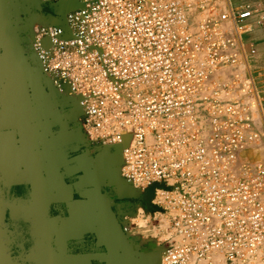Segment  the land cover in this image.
Masks as SVG:
<instances>
[{
	"label": "built area",
	"instance_id": "built-area-1",
	"mask_svg": "<svg viewBox=\"0 0 264 264\" xmlns=\"http://www.w3.org/2000/svg\"><path fill=\"white\" fill-rule=\"evenodd\" d=\"M205 1L75 0L62 23L32 9L23 42L85 151L120 149L123 178L152 190L159 210L136 207L127 227L155 229L161 264H264V163L247 159L261 102L242 38L264 11L194 25L187 8Z\"/></svg>",
	"mask_w": 264,
	"mask_h": 264
},
{
	"label": "crops",
	"instance_id": "crops-1",
	"mask_svg": "<svg viewBox=\"0 0 264 264\" xmlns=\"http://www.w3.org/2000/svg\"><path fill=\"white\" fill-rule=\"evenodd\" d=\"M246 2H258L264 11V0H226L234 9ZM0 9L13 22L0 89V206L14 264H161L155 229L127 227L136 207L159 210L150 205L152 190L123 178L120 149L85 151L84 134L71 120L74 110L57 105L27 60L22 21H14L28 6L0 0ZM47 15L49 22L62 21ZM259 19L249 18L242 38L251 68L264 78Z\"/></svg>",
	"mask_w": 264,
	"mask_h": 264
},
{
	"label": "rangeland",
	"instance_id": "rangeland-1",
	"mask_svg": "<svg viewBox=\"0 0 264 264\" xmlns=\"http://www.w3.org/2000/svg\"><path fill=\"white\" fill-rule=\"evenodd\" d=\"M26 5V4H25ZM75 5V0H57V2L51 7V6H46L43 11H41L40 15L43 18H48L49 15H47L48 12H51V21H59L60 19L63 20L62 15H64L66 13V11L70 8H72ZM205 8L206 9H202L201 6H199V4H193V5H189V7L187 8V13L188 16L190 18L191 23H193L194 25H196L198 23V21L202 18L205 17L206 15H209L210 13H214V14H220L221 12H223L224 10L227 9V3L226 0H206L205 1ZM191 6V7H190ZM211 6V8H210ZM214 9V10H213ZM3 11V9H1ZM33 10L37 11V14H39L38 12V8L36 9L35 5H33ZM54 10H56L57 12H55ZM29 15V11L24 15H20L19 17H17L14 21L15 23H20V20L22 21L21 23H23V20L25 19L26 16ZM9 25L12 27V20H7ZM62 22V21H61ZM20 23V24H21ZM251 66V63H250ZM252 67V66H251ZM253 68V67H252ZM251 68V71L253 73L254 79L258 84L259 87V94H260V102L262 105L261 109V115L262 113H264V85L261 86L259 85L260 82H264V78H258L254 69ZM264 77V75H262ZM259 132H260V142L257 141L256 144L253 145L254 149L256 150V152H254L253 147L249 150L248 152V160H259L261 162L264 163V161H262V157H264L262 154L260 155L261 151H264V116L262 115L261 119H260V124L257 126ZM258 143V144H257ZM262 143V144H261ZM261 144V145H260ZM257 145V146H256ZM256 146V148H255ZM257 147L259 148V150L257 149ZM262 148V149H261ZM261 149V151H260ZM258 150V151H257ZM251 151V152H250ZM255 154H253V153ZM257 153V154H256ZM263 153V152H261ZM260 158V159H259ZM153 233H157L156 231Z\"/></svg>",
	"mask_w": 264,
	"mask_h": 264
},
{
	"label": "water",
	"instance_id": "water-1",
	"mask_svg": "<svg viewBox=\"0 0 264 264\" xmlns=\"http://www.w3.org/2000/svg\"><path fill=\"white\" fill-rule=\"evenodd\" d=\"M20 1H22V0H20ZM22 2L28 6L27 12L28 11L30 12L33 9V5H35V7L39 8L40 10L44 9V8L41 9L42 8L41 5L28 4L24 1H22ZM54 11L57 12L56 10H54ZM2 13L3 12L0 9V89L3 86L5 76L7 74L8 69H9V61H8V56H7V49H8V45H7L8 38H7V36H9V32H10L9 29L11 27L9 25V23H7V20L2 15ZM50 15H51V12H50ZM64 15L62 16V18H63L62 22L64 21ZM45 19L47 20V18H45ZM24 22H25V19L23 20V23H22L23 28H22V33H21V35H22L21 41H24V38H23V31H24V26H25ZM22 44H24V42H22ZM24 47H25V45H24ZM26 57H27V53H26ZM35 71H37V70H35ZM0 264H14L13 256H12V253H11L10 247H9V240H8V238L6 236V232H5L4 216H3L1 206H0Z\"/></svg>",
	"mask_w": 264,
	"mask_h": 264
},
{
	"label": "bare ground",
	"instance_id": "bare-ground-1",
	"mask_svg": "<svg viewBox=\"0 0 264 264\" xmlns=\"http://www.w3.org/2000/svg\"><path fill=\"white\" fill-rule=\"evenodd\" d=\"M190 7H191V6H190ZM210 8H211V6H210ZM213 10H214V9H213ZM261 109H263V108H262V105L259 104V112H258V113H259L260 118L262 117V115L264 116V113H262V115H261ZM259 140H260V139H259ZM259 140H258V141H259ZM260 141H261V140H260ZM260 141H259V142H260ZM257 144H258V143H257ZM261 144H262V143H261ZM261 144H260V145H261ZM256 146H257V145H256ZM256 146H255V148H256ZM257 149L259 150L258 147H257ZM261 149H262V148H261ZM261 149H260V151H261ZM252 150H254V152H256V150L254 149V147H253ZM258 150H257V151H258ZM248 152H249V151H248ZM248 152H247V153H248ZM250 152H251V151H250ZM261 152H263V153H261ZM261 152H260V155L262 154V155L264 156V151H261ZM252 153H253V152H252ZM253 154H255V153H253ZM256 154H257V153H256ZM259 159H260V158H259ZM261 160L264 161V157H262ZM258 161H259V160H258Z\"/></svg>",
	"mask_w": 264,
	"mask_h": 264
}]
</instances>
